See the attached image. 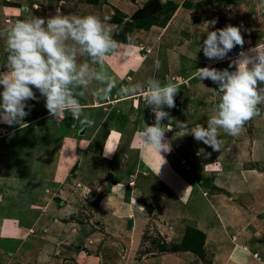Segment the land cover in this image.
I'll return each instance as SVG.
<instances>
[{"label": "rangeland", "instance_id": "obj_1", "mask_svg": "<svg viewBox=\"0 0 264 264\" xmlns=\"http://www.w3.org/2000/svg\"><path fill=\"white\" fill-rule=\"evenodd\" d=\"M50 1L53 0H0V30L10 26L18 19L23 6L33 10L30 6L35 3L37 11L41 6L45 13L44 18L53 15L51 14L53 9L48 5ZM150 1L139 0L132 4H135L139 9ZM162 6L164 8L157 12L156 21L157 24L162 25L161 27L167 28L160 32L162 35L160 41H157L154 46L146 48L147 50L144 49L146 53L142 58L144 74L136 76L131 85L139 86L149 78L159 79L162 83L173 82L176 85L182 83V86L187 87L186 90L179 91L175 96V107L164 110L169 112L174 125L181 121L190 125L203 122L207 126V118L213 114L218 99V93L213 89H217L218 86L210 79H204L202 83L195 75L196 69L205 66L218 69L228 68L230 60L236 58L240 51H248L257 45L264 48V8L259 7V0H166ZM17 7L20 8V12H12L9 9ZM100 17L105 21L108 16ZM213 19L217 21L215 28H223L227 24L240 27L245 41L243 49L236 46L228 53V58L223 61H210L204 56L202 50L198 51L199 45L206 38L205 22ZM209 30L214 29L210 28ZM6 56L5 42L0 41V70L6 66ZM157 61L159 68L156 67ZM205 81H208L210 86H205ZM33 91L36 93L37 100L27 101L25 110L29 114L23 120L24 129L0 141V200L12 202L11 197H14L19 203L17 211L21 212L19 215L22 217L19 218L18 229L23 232L18 238L22 239L25 235L31 236L32 244L38 246L39 243L47 245L49 239L43 235H49L50 238L54 237L59 240L64 248L77 249L83 253L82 256L89 253L94 254L101 263L140 264L143 262L152 263V261L160 263L159 257H164L166 254L188 252L190 258H183L185 263H189L194 257L193 254L196 253L194 259L198 264H232L235 255L232 253L236 248L244 249L246 254L250 253L246 256L253 258L255 264L264 262V176L254 182L249 179H246L247 182L245 181V185L249 186L252 192L254 191L253 195L260 202L261 208L253 207L257 212H250L249 221L243 226L246 234H243L241 239H233L239 230L231 228H229L231 231L221 235L220 233L211 234L208 239L202 231L204 237H196L191 233L197 231V223L194 220L205 217L212 222L213 220H223L224 217H221L222 212L219 213L213 204L205 202V195H203L204 198L200 193L192 194L191 197L188 194L183 195V192H180L181 183L185 182L182 178L183 176L184 178L191 177V184L194 186L197 185V182L203 184V189L206 190H202L208 194L214 192L209 184L211 180L209 178L202 179L198 167H195L192 169V174L186 172L185 175L180 176L177 173L170 182L166 181V177L161 174V177L166 181V184L162 181L161 186L159 184L160 177L155 172L158 169L154 165L157 162L155 158L158 154L149 152L150 154H146L150 156L147 163H145V158V162L140 161L141 158H138L136 150H142L140 154H145L141 148L145 146L141 144L137 147L129 144L131 138L128 135H130L129 130L134 128L130 122L140 115H143L148 124L151 125L154 122L155 117L151 112V107L146 105L143 94L138 97L137 101L132 99L130 102H126L123 101L124 99H118L114 103L111 102L112 105L108 103L109 106L107 103L98 104L102 100L86 94L81 101V103H87L83 107L84 115L93 120L94 125L82 127L80 120L76 119V128L71 133V139L80 142L84 138L83 141H88L86 144L90 145L88 152L91 154H79V150L74 152L72 150L74 154V161H72L69 154H59V151L63 148L61 142L63 141L61 139L63 130L70 127L74 118L69 113L59 117L51 116L45 107V98L36 89ZM202 91L206 95H199V92ZM92 101L96 102L97 105L95 103L93 105L98 106L99 109H92L88 106L93 103ZM259 107L261 114L247 121L241 132L247 138L245 141L248 140L249 143L250 132L256 131L253 154H256L257 158L261 156L260 158L264 159V104ZM38 112L47 116L44 119L48 122V125L41 126L43 127L41 134L40 127L33 128L34 125L32 127L29 124L30 119L34 117L33 114L40 115ZM39 122L41 121L34 124L38 126ZM164 122H168V120ZM1 124L0 126L6 128H1L0 136H7L4 135L7 134V131L21 126ZM121 124H124L120 134L121 140L116 141L111 158L102 156L99 150L101 151V144L105 141L106 132L110 131L116 135L121 130ZM128 124L132 129L128 128ZM225 135L230 136L227 133ZM192 143L190 142L189 145ZM200 143L202 144V142ZM250 144L245 146L247 154H249ZM226 148L233 150L229 147ZM150 149L152 150V148ZM67 150L70 148L66 147ZM205 154H209L211 166L216 164L215 159H222V166L217 163V169H222L223 166L227 168L230 163L227 160L230 154H223L222 146L220 151H213L210 148V151H206ZM194 165L198 166L196 162ZM249 167L248 165L246 168ZM251 167L258 171L262 169L264 173V162L253 164ZM145 174L150 175V178H143L142 175L146 176ZM154 174L157 176L156 178L153 177ZM128 176L137 179V187L141 189L139 195L144 200L134 199L138 213L135 216L131 215V220L123 224L113 223L100 208V198L105 195L104 193H109L113 184L118 183L123 185L124 195L121 197L123 204L128 205ZM42 180L44 181L41 182ZM45 182L49 184L48 190L50 191L43 206L42 212L44 213L35 211L38 209H29L23 212L21 204L27 201L35 202L37 190ZM105 185L106 190L100 191V187ZM260 196L262 197L260 198ZM207 200L209 201L208 198ZM112 203L115 201L112 200ZM112 203L108 204V207L112 206L116 209L117 207ZM238 203L241 204L242 201ZM9 211L13 210L8 207L3 208L4 213ZM118 211L123 212L121 209ZM181 212L190 216L189 223L183 222L185 228L179 224L176 225L175 218H178ZM44 218L45 220H43ZM205 226L201 227V230L205 232L212 227L211 223L205 224ZM38 235H40L39 243L35 238V236L38 238ZM6 241L8 240L6 239ZM22 241L25 242L22 247L12 242H3L0 246L5 250L12 248L19 258H24L25 249H32L33 246L29 243L31 240L22 239ZM67 241L69 242L67 243ZM242 241L244 247L241 246ZM187 243L196 244L192 246ZM186 249L194 252L185 251ZM246 256L241 260L237 257L238 263L244 264L248 260ZM155 257H157V261H155ZM247 264L249 263L247 262Z\"/></svg>", "mask_w": 264, "mask_h": 264}, {"label": "clouds", "instance_id": "obj_2", "mask_svg": "<svg viewBox=\"0 0 264 264\" xmlns=\"http://www.w3.org/2000/svg\"><path fill=\"white\" fill-rule=\"evenodd\" d=\"M160 3H166V0H160ZM259 7L264 8V0H259ZM216 23L215 19L205 22L206 38L198 51L202 50L210 61H223L236 46L243 49L245 41L240 27L227 24L215 28ZM131 39L129 35V42ZM0 40L5 42L7 53L6 66L0 70V123L22 126L29 114L25 110L27 101L37 100L33 91L36 89L45 98V107L51 116L69 113L80 120L82 127L94 125V121L84 115L81 98L90 94L104 100L117 86L105 67L104 57L117 50L118 42L105 21L91 14L65 15L57 9L55 15L47 18L32 15L15 20L0 30ZM156 67L159 68L158 61ZM195 75L200 81L210 79L218 86L213 89L218 93L217 103L213 114L207 118L206 127L197 124L189 128L185 122L178 121L177 128L213 151H220L219 130L238 136L247 121L261 114L264 48L257 45L248 51L242 50L230 60L228 68L205 66L197 68ZM178 91L175 83H162L156 78H149L138 87L120 89V94L126 96L142 92L146 105L151 107L154 123L148 125L144 121L140 139L143 145L159 153L163 159L160 169L166 163L161 153L172 150L165 138L168 131L163 122L173 118L164 109L175 107ZM204 152L201 148L197 155ZM110 153L105 150L104 155L107 157Z\"/></svg>", "mask_w": 264, "mask_h": 264}, {"label": "crops", "instance_id": "obj_3", "mask_svg": "<svg viewBox=\"0 0 264 264\" xmlns=\"http://www.w3.org/2000/svg\"><path fill=\"white\" fill-rule=\"evenodd\" d=\"M132 2L136 3V2H139V0H66V1L53 0V1H50L48 5H50V7L53 9L51 13L53 15L56 14L57 9H60V12L65 15L70 14V15L84 16V15L91 14V15H95L99 17L100 19H101L100 16H108L107 19L105 20V23H106V26L111 30V33H113L116 25L110 22V17L114 14L115 10H118L119 12H121V14L125 16L124 17L125 19H123V21L125 20L130 21L129 20L130 15L134 13L137 9V6L135 4H132ZM23 7L24 8H22L23 10L21 12L19 10L20 8L18 7L9 8V9H11L12 12L13 11L20 12L18 15V19H26L32 15L37 16V17H40L41 15L42 18H44L45 16L44 15L45 13L41 9V6L39 7V10L37 11L38 8L35 3L32 4V6H30L33 8V10L32 9L29 10V8L25 6ZM166 28L167 27H160L158 25H151L147 29L134 28L130 34L132 38L131 42L128 41L125 44L118 42L117 50L111 55H107L104 57L105 67L111 73V75L115 78L117 86L112 90V93L109 97L105 98L98 104L107 103V105L109 106L108 103L112 105V103H114V101H117L118 99H124L123 101H126V102H130L132 99L133 101L139 100L138 97H140V95L143 94L142 92L137 93L134 96H126V95L120 94V89L124 87H128V86H134V85H131L133 79L138 75H142V73L144 74L143 72L144 61H142V58L145 57V54H146L144 49L148 48L149 46H154L157 43V41H160L162 37L160 32L164 31V29ZM0 41H3V40H0ZM147 41H150V42L148 43ZM201 82L203 83V81ZM204 85L210 86V83L208 81H205ZM177 86L178 87L181 86L179 88V91L186 90L185 88L187 87V86L185 87L182 86V83L178 84ZM196 91H199V90H196ZM199 93H200L199 95L201 96L206 95L204 91L199 92ZM81 101H83V98H81ZM92 102L93 103L88 106H90V108L92 109H99L98 106L93 105L94 103L96 104V102L95 101H92ZM81 104L83 107H85L84 104H87V103H81ZM102 109H105V108H102ZM38 113L40 114L41 112H38ZM34 115H35L34 116L35 119L31 118L30 119L31 121L29 124H31L32 127L34 125L33 128L40 127L41 128L40 134H41V131L43 129V127L41 126H44V124L48 125L47 120L44 119L47 116H43L41 114L38 115L37 113ZM77 120L75 118L72 119V124L70 125V127L68 126L67 129L63 130V136L61 135V139L63 140L61 141L63 148H61V150L59 151V154H64V155L69 154L71 156L72 161H74L73 152L76 150H79L80 152L79 154L90 153L88 152V147L90 145L86 144L88 143V141L87 142L86 140L83 141L84 138L80 142H77V140L73 141L71 139L72 138L71 133L73 129L76 128ZM37 121H41L38 123L39 124L38 126L34 124ZM144 121L146 122V120L143 118V115H140L138 118H135V120H132L130 122L131 124H133L132 125L134 127L133 129L128 124V128L132 129V130H129L130 135L128 136L131 138V140L129 141V144L136 145L137 147L138 145L141 146L142 142L139 136H140L141 130L144 127ZM163 123L165 124L164 125L165 131H168L165 133V138L168 142H170L171 147H172V150L170 152L161 153V155L165 158L166 163L162 165L160 169V166L163 163V159L161 158L158 152H156L154 149L151 150L150 146H147L148 147L147 148L145 145H142L145 147H141L144 150L143 152L145 154H140L142 150H139V149L136 150L138 158H141L140 161L145 162L144 160L145 158L146 159L145 163H147V159H150V156L146 154H150V153L158 154L157 157L155 158V161H157L158 163L155 162L154 165L158 169L155 172H156V175L160 177L159 184L161 186L163 183L166 184L167 180H169V182L171 181V179L173 180L175 174L178 173L180 176L181 175L183 176V174L185 175L186 172H188L187 174H192V169L195 167H198L199 169L198 172L202 175L201 176L202 179L209 178L211 180L210 181L211 183L209 184H211V187L213 188L212 190L214 192L212 194L205 193L206 191H203V190H206V189H203L204 188L203 184H200L197 182V185L194 183L195 184L194 186L191 184V181H192L190 180L191 177L184 178V176L182 179L185 182L181 183L180 192H183V195L188 194L189 197H191L192 194L197 195L198 193H200L202 197L203 195H205L206 198L203 197L205 199V202L208 204H213V206L218 209L219 213L222 212L221 217H224V219L220 221L213 220L212 222H210L209 219L205 217L203 219L197 218L196 220H194L197 223V227H196L197 231L200 233L203 232L206 238L208 239L211 234L220 233L221 235L223 233H226L227 231H231L229 229L231 228V229H235L236 231L239 230L238 232H236L237 234L235 235L232 233L235 236L233 239H237V240L241 239L246 234V232L243 230V226L247 223V221H249V218L251 216L250 212L256 213L257 211H255V209H257V207L261 208L260 202H258V199L255 198L253 195L254 191L252 192L251 188L245 185L247 182L246 179H249L250 181L254 182V181L261 179L262 176H264L262 169H261L262 171L261 172L251 167L253 166V164L264 162V159H262L263 157L260 158L261 157L260 156L259 158H257V155L253 154L254 145H255L254 142H256L254 141L255 140L254 134L256 131L250 132L251 134L249 138V143L251 144L248 149L249 154H247V148L245 146L246 144L248 145L249 143H248V140L245 141V139L247 138H245V135H243L242 132L240 133V137H238L239 135L235 137V136H226L222 129L219 130V136L222 141L221 146L223 148V154H230L229 158L227 159L229 160L230 163L227 166V168L223 166L222 169L220 168L217 169L218 166L216 164L220 163V165L222 166V159L220 160L215 159L214 161L216 162V164H214V166H211L209 154H205L206 151H210V148L208 146L196 141L192 135H184V131L178 129L177 123L174 125L172 120L168 122H163ZM197 124L206 126L204 125L203 122H197L194 125L187 124V126L191 128V127H195ZM0 125L2 124L0 123ZM123 126L124 124L120 125L121 130L118 131L116 135L112 134L110 131L106 132L107 138L105 137V141L101 144V147H100L101 151L99 150L102 156L106 157L104 155L105 150L107 152L114 151L116 147L115 145L116 141L121 140L120 134H121ZM2 127L6 128L5 126H0V130ZM22 129H24V126H20V127L16 126L14 129H10L9 131L6 132L7 134H4L7 136H0V141L3 139H6L9 136H12L13 134L21 131ZM252 138H253V141H251ZM111 142L113 143L111 144ZM190 142H193L192 145H189ZM66 147L70 148V150L66 151ZM226 147H229L233 150H229ZM201 148L205 150L204 154L197 155L198 150ZM111 155L112 154L110 153V155L107 156L106 158H111L110 157ZM195 162L198 166L194 165ZM111 165H112V162H111ZM245 165L247 166L249 165L250 167L246 168L247 166ZM211 167H216V168H211ZM188 168L189 170H187ZM159 170H160V173H159ZM161 174H163L164 177H166V181L164 178L161 177ZM145 175L146 176L142 175V177L145 179H147L148 177L150 178V175L148 174H145ZM156 175L154 174L153 177L156 178L157 177ZM43 181L44 180H42L41 182ZM42 184L43 185L39 186L37 190L35 202L27 201L21 204L22 205L21 207L23 208V212L29 209H38L35 211H40L42 214L44 213L42 212V210L44 209L43 206L45 205L48 199L47 198L48 192L50 190H48L49 184H47L46 182L45 184L44 183ZM102 186L100 187L101 189L100 191H105L106 185L104 187ZM112 186L113 187L111 188L109 193H104L105 195L102 198H100L99 206L106 213V217H109V219L112 220L111 222L123 224L131 220L132 218L131 215L135 216L136 213H138V207L137 205H135L134 199L138 198L137 200L139 201H142L144 199L143 197L139 195V192L141 189H138L137 179H134V177L132 179V177L128 176V179H127V188L129 189V204L128 205L123 204V200L121 199V197H123L124 195L123 187H122L123 185L116 183V185L113 184ZM261 197L262 196H260V198ZM207 198L209 199V201L207 200ZM242 198L246 200H243ZM11 199L13 200L12 202H3L2 199L0 200V244L3 242H12L17 245L19 244V246L22 247L24 246L23 244L25 243L22 241V239L23 240L27 239V240H31V242L29 243L31 246H33V248L32 249L26 248L24 251L25 257L19 258V255L17 256L14 249L10 248V250L9 249L5 250L2 248V246H0V264H113V263L99 262L98 257H96L92 253L82 256L83 253H80V251H77V249H74V250L72 248L66 249L64 248V246H61V243L59 240H56L54 237L50 238L49 235L46 236V235L41 234L43 235V237H47L49 239V242H47L48 244L46 243L47 245H44V243H42L41 245L39 243L40 235H38V238L37 236H35V238L38 239V243H39L38 246H34L32 244V239H30L32 238L31 236L28 237L25 235L24 238L22 237V239L18 238L23 232L22 230L18 229V221H19V218L22 216L19 215L21 212L19 213L17 211V207L19 205L18 201L14 197H11ZM112 200H114L115 203H112ZM241 201L242 203L239 204L238 202H241ZM110 203L114 204V206L117 207L116 208L117 210L114 207L112 208V206L108 207V204ZM6 207H8L9 209H12L13 211L4 213L3 208H6ZM120 209L123 210V212L118 211ZM26 216L28 217V215ZM189 217L190 216H188L187 213H182V212L179 213L178 218H175L176 225L179 224L181 227L185 228L183 222L189 223V220H188ZM43 220H45V218ZM209 223H211L212 227L209 228L207 232H205L204 230H201L202 229L201 227L203 226L206 227L205 224L207 225ZM6 239L8 241H6ZM68 242L69 241H67V243ZM243 244L244 243L242 241L241 242L242 247H244ZM130 254L132 253L130 252ZM189 254L190 253L188 252H185V253L180 252L177 254H170V255L166 254L164 257L163 256L159 257L161 259L160 263L152 261V263L143 262L140 264H198L197 260L194 259L196 258V255H195L196 253L193 254L194 257L191 258V261L189 263L184 262L183 258H190ZM232 254H235L233 258L234 262H232V264H239L238 259L241 260V258L245 257L246 255H249L250 253L246 254L244 249L236 248ZM246 258L248 257L246 256ZM154 259L155 261H157V257H155ZM181 262H184V263H181ZM247 262L249 264H255V261L251 257L248 258V260L244 264H247ZM241 264L243 263L241 262ZM262 264H264V262H262Z\"/></svg>", "mask_w": 264, "mask_h": 264}, {"label": "trees", "instance_id": "obj_4", "mask_svg": "<svg viewBox=\"0 0 264 264\" xmlns=\"http://www.w3.org/2000/svg\"><path fill=\"white\" fill-rule=\"evenodd\" d=\"M164 8V6H162V9ZM161 9V10H162ZM157 13L148 17V18H144V19H140V20H137V21H133V22H130V21H123V18L125 16H123V14L119 13L118 10H115L114 11V14L110 17V22L111 23H114L116 26H115V29L112 33V36L113 38L117 41V42H121V43H127L129 40H128V37L129 35L131 34L132 30L134 28H137V29H147L148 27H150L151 25H158V26H162L160 24H157ZM120 16V17H119ZM155 18V20L153 21V19ZM118 19V20H117ZM34 115V114H33ZM35 116V115H34ZM34 118V117H33ZM193 233L194 235H196V237H201L203 236L200 232L198 231H193L191 232ZM193 236V235H191ZM185 237V236H184ZM204 237V236H203ZM188 238V237H187ZM196 244V243H195ZM195 244H191V243H187V245H192L194 246ZM194 248V247H192ZM196 248V247H195ZM173 251H178V250H173ZM180 251V250H179ZM185 251H191V252H194L192 250H185ZM197 252V250H196Z\"/></svg>", "mask_w": 264, "mask_h": 264}, {"label": "water", "instance_id": "obj_5", "mask_svg": "<svg viewBox=\"0 0 264 264\" xmlns=\"http://www.w3.org/2000/svg\"><path fill=\"white\" fill-rule=\"evenodd\" d=\"M162 9V4L160 0H151L144 6L137 9L132 16L129 18L130 21L140 20L148 18Z\"/></svg>", "mask_w": 264, "mask_h": 264}]
</instances>
